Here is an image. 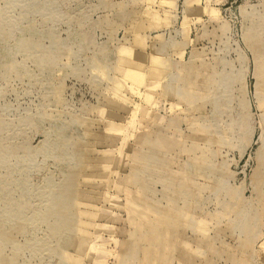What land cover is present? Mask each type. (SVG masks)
Returning <instances> with one entry per match:
<instances>
[{
	"label": "rangeland",
	"instance_id": "rangeland-1",
	"mask_svg": "<svg viewBox=\"0 0 264 264\" xmlns=\"http://www.w3.org/2000/svg\"><path fill=\"white\" fill-rule=\"evenodd\" d=\"M0 264H264V0H0Z\"/></svg>",
	"mask_w": 264,
	"mask_h": 264
},
{
	"label": "bare ground",
	"instance_id": "bare-ground-1",
	"mask_svg": "<svg viewBox=\"0 0 264 264\" xmlns=\"http://www.w3.org/2000/svg\"><path fill=\"white\" fill-rule=\"evenodd\" d=\"M135 77L137 78L138 81L140 80V77H137V76H135Z\"/></svg>",
	"mask_w": 264,
	"mask_h": 264
}]
</instances>
